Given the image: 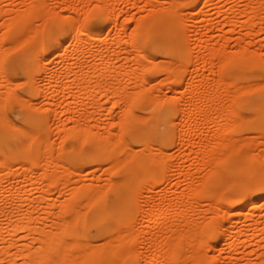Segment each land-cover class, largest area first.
I'll use <instances>...</instances> for the list:
<instances>
[{
    "label": "bare ground",
    "instance_id": "bare-ground-1",
    "mask_svg": "<svg viewBox=\"0 0 264 264\" xmlns=\"http://www.w3.org/2000/svg\"><path fill=\"white\" fill-rule=\"evenodd\" d=\"M1 1L4 2L5 0ZM23 1H25V3ZM23 1L22 2L25 4L24 10L17 9L16 7L18 6L16 5H9L12 6L11 8L7 6L8 10L4 9L6 6H3L4 8L0 6V28H6V33L12 32V36L9 35L11 36L9 39H12V43L14 41L13 44L15 46L13 45L12 47L16 48L21 38L24 36V38L28 39L21 42H23L24 45L28 42L27 44L29 46L26 45L30 48L31 45L29 43L38 39L36 34L39 32V28L37 27L38 30L35 28L37 32L34 30V27H36L34 25L35 20H40V23L43 22V25H40L44 27L46 22L59 24L60 17L62 19L65 18L63 20H66L72 34L69 32L63 37L55 38L54 41L56 42L49 53L52 58L50 61H48L50 58L48 59V55L44 52L39 53V56H36L37 54L34 55L36 57L31 56V53L29 57V51L27 50V52L24 53L28 56L24 59L23 75L36 95H42L50 101H48V106L50 107L56 104L53 94H55L57 90L63 91L67 98L63 104H61V106L63 105L62 110H64L62 112L63 115L68 117L66 120L64 119L62 127L58 129L59 139H62L63 142L73 140L80 147L89 146L91 150H89L88 153H83L84 155L78 158H72L70 151L65 153L63 149H60L61 147L55 149L49 142L50 140L48 139L47 132H44L41 119L31 114L29 117L27 116L29 119H26L25 122L37 124L35 128L28 129L19 126V133H5L4 124L6 123H4L5 118L3 117L5 93L4 91H0V199L4 202V199L11 198L12 202H14L13 206L10 204L12 208L9 210L3 209L5 210L3 212L1 211L3 217H0V264L4 262L5 264H176V262L179 261L181 263L185 261L188 264H208L209 259L202 251L206 253V250L211 249H209V247H212L209 242L213 239L212 237L215 236L216 222H221L220 226L222 227V219L225 224L220 230L223 231L224 229V244L219 250L220 253L228 252V250H232V248L236 249L239 243L242 245V243L247 242L248 244V242L252 243L256 238H260L261 241H256V247L263 249V252L259 254V263L257 264H264V219L256 217L259 220H254L253 218V211L258 207L261 212L264 213V203L259 206L261 201L264 202V195L255 198L247 194V192L253 188H264V162L262 163L264 158L261 157L260 152L259 154L254 153L253 155L252 153L254 150L253 152L248 151L243 154L238 153L240 150L237 148L238 144L239 146L240 144L243 146V139L241 140L243 143L236 142L235 140L240 136H238V138L233 136L235 139H232H234L237 144L236 146L234 141L229 139L226 135L237 133L236 130L239 128L237 125L239 120H236L235 117H238V119L240 118V121L242 118L244 121L245 117L238 112L236 113V111L232 109V106L228 108V106H224V102L223 105L221 102H218V97H220L218 96L220 94H218V92L220 89H225L226 98L222 99L224 95L221 96V99L225 101L230 99L236 102L242 94H257V97L263 98V103L247 102L246 106L254 108L252 116L250 115L249 119L246 121H249V124L250 120L252 121L251 126L254 125L256 131L260 132L261 139H258V141L261 140L262 142L260 141V143L264 145V84H261V86L258 83V86L254 85V87H252V85L244 86L245 84H241L244 88L240 86V84H234V86L237 87H235L237 90H234L233 88H228L227 83L229 81L227 82L224 78V74L231 69L235 71L237 68H241L250 71L251 68L264 63L262 60L263 57L261 56L262 59H260L259 54L256 56L257 54L254 53L256 54L254 55L243 45V47L240 45L238 50L231 54H228L223 47L218 50L214 49V51L210 50L208 53L212 52V57L208 59L209 61L207 59V61H204L203 59L202 68L206 69L205 67L207 65H205V62H210V59L213 60L215 57L218 59L217 57H219L220 63H217L219 64V66L217 65L219 68L218 72L220 73H218L219 79H216L217 82L211 81L213 83L215 82L213 85L211 84L212 86L208 85L206 81L209 77L203 76L198 79V74L196 72H199L201 68H199L200 65H197L198 67L194 66V70L191 71L190 75L191 81H188L189 84L186 86L181 98L178 94L184 85V72L187 70L186 67L192 64L193 58L195 57H193L194 54H192V51H189V48L179 47L178 44H176V41H186L181 40L180 37L185 27L187 29V26H185L186 20L181 14L183 10H180L181 1L184 2V0H164L163 2L161 0H147V7L150 8L148 10V18L142 20L138 18V22L136 21V25L134 24L132 29L127 27L129 25H126L128 23L127 19L123 21L126 23L121 26L122 28L119 30L121 33L119 34L117 32L121 35L117 43L119 44L120 41H122V43L123 41H131L130 51L123 57L117 55L118 57L116 59H120L119 62L121 63L127 61L131 63V65L126 66L124 64L125 67L121 65V67H123L122 69L118 67V64L116 66L113 60L111 62L110 58H106V56L100 52H98L99 54L97 55L94 53L92 63L86 60L90 62V64H86L87 62L84 63V60H82V58L88 55H85L87 51H84L82 48L83 45L86 47L85 41H101L104 36H110L114 29L118 31V28H120L118 27L119 18L116 15L117 12H115V9L120 3H116L115 0V4L112 3L113 0H94L100 3H96L93 7L99 12L100 19L105 26L108 25V28L105 30L96 31L91 28V13L89 9L93 7L91 6L90 8L88 6L91 1V4H93V0L88 1V3H86L87 5L83 4V8L85 5L89 7H86L88 10L86 9L85 12H83L84 14L82 13L84 9L81 10L82 6L79 7L80 4L78 5V2L75 6H73L74 4L72 6L65 5L71 14L75 15L67 17L53 11L52 13H50L51 11L49 12L51 16L50 14L47 15L46 12L48 11H46L43 6L44 0ZM45 1L47 2V0ZM130 1L131 0H125L124 2ZM185 1V3H182L183 6L186 4L188 7L190 6V8L193 7V9H190L191 12L189 11V13H187L189 15H186V17L196 22L195 31L198 32L202 24L197 26V23L204 21L206 16L204 8L207 7L205 6L211 2L213 3L215 0ZM238 1H247L245 2V7L241 8V10L243 9L242 11L232 5L234 7L230 6L228 9H220V13L231 17V15L234 14V9H238L241 11V15L238 14L239 16H248V19H246L247 21L244 22V26L242 24V27L251 30L258 24H255L256 18L262 19L261 16H258V13L261 12L264 0H236V2ZM46 2L45 4L48 6ZM61 2L64 3L62 0ZM230 2L231 1H229V3ZM70 4L72 3L70 2ZM221 5L222 4H220V6ZM225 7L226 6H224V8ZM81 14H83V17L80 20ZM235 14L237 15V13ZM5 16H7L10 21H4L6 18ZM49 16L51 18H48ZM237 22L239 21L228 18L224 23V26H226L228 30H223V34L220 36L223 41H227L228 38H230L226 36L228 35L226 33H234L236 31V28H238ZM201 29L203 30V28ZM185 31L187 32L188 30ZM3 33L4 35L0 37L1 43L7 35L5 32ZM28 33L32 35H28ZM126 33L128 35H126ZM38 34H40V32ZM187 34L186 36L189 37ZM195 34L193 35L195 36ZM123 35L127 36L128 40L123 39ZM20 36L22 37L20 38ZM250 36L252 37V34L248 33L246 37L250 39ZM242 38H238L236 41H241L240 43L244 44ZM16 41L18 44L15 43ZM65 41H72L73 46H78V48L72 49L76 51L70 53L71 50L69 46L65 47L64 45L66 44ZM82 41L85 43L83 44ZM114 41H117V39ZM145 41H164L166 44L164 48V55L166 58L156 63V58L143 49ZM200 41H211V39L203 40L202 38ZM12 43L9 45H12ZM120 45L122 44H119V46ZM247 46H249V44H247ZM19 47L20 45L17 48ZM5 49L0 52V86H4V81H7V83L10 81L7 78L5 70V65L8 63V52L10 53V51H6L10 48L6 51ZM250 52L253 55H250ZM213 62L214 64L216 63L215 61ZM196 63L194 65H196ZM60 64H66L67 66L64 73L58 75L56 67ZM154 70H160L167 74L165 80L170 84L167 89L169 91L168 93L171 95H161L162 90H160L159 87L162 89L163 86L161 85L163 83L167 85L166 82L162 81V84H160V82L154 83L153 80L152 82L147 77V75ZM162 72L160 73L162 74ZM233 73L234 72L231 73V75H233L231 77L235 80L240 79L248 81L253 78L249 73H239L237 75ZM37 75L40 79L39 83H42V85L38 84V86H35L36 83H33L37 80ZM72 83L74 87L78 89L77 92L83 97V100L85 97V99L91 101L94 107L98 105L95 99L97 91L98 94L101 93L103 96L113 98L112 110L113 108L119 107L120 112H118L117 121L112 127L108 126L102 128V132L100 134L98 132L97 134V132L93 130L94 126L90 125L91 118H94L92 113L87 116L84 114L85 112L75 113L73 111L72 107L81 103L75 100L73 96L74 94L72 92L74 90L72 89L73 91H71V87L73 86ZM205 83L207 85L206 88L209 89V86H211V88L207 90L208 92L206 91L207 93L203 94L205 91L202 93V91L199 92V90ZM230 83L231 81L228 83L231 87L233 84ZM232 83H234V81ZM10 85L12 86V84ZM6 88L7 87H5V89ZM76 88L75 90H77ZM9 89L10 88L7 90ZM154 90L156 92L160 90V95L154 96L155 94L153 95V92L151 93V91ZM1 93L3 94L1 95ZM12 94L14 93L12 92ZM195 96H200V99ZM192 98L195 100L199 99V101H195V105H191L190 107V103L193 101ZM20 100L18 101L20 102ZM33 107L35 106L31 105V109ZM135 108L150 111V114L147 116H138L135 114L136 112L134 113ZM28 109H30V106H28ZM213 112L216 113L215 116L212 115ZM202 116L205 118L203 120L206 123L211 121L213 125H215L213 121H218V124L221 122L220 128L216 127V123L213 141H211L212 139L207 140L201 149V152L204 154L201 165H203V168H206V172L202 176L203 178L201 181H199L200 179L197 180V178V181H193L191 173V176L189 174H185L187 176L181 174V177V175L176 172L177 174H175L181 177L179 178L181 180L177 178L180 182H182V180L185 182V179L186 182L187 180L188 182L190 181L189 188L182 190V192H178L175 198L171 196V199L170 196V198L163 196L162 198L160 197V200H155L157 202L154 204L153 208H151L152 210L149 211L147 208L148 214H144L145 212L142 214H144V219H146V221H148L147 218L151 217L149 221L153 222V227L154 223H162V228L158 231H154L152 226L148 227V230L142 231L143 236H141L136 230L135 223L132 220L134 206H136L139 197L143 193L140 192V189L144 190V187H147H145V189L148 193H146L145 198H150L151 201L153 197L151 198L148 194L150 192L152 194L154 189H159L161 182L167 180L168 172H170L172 166L167 162L170 156L162 150L163 147L168 143L173 144L176 141L181 143V145L182 142L185 143V140H187L186 137L188 133H190L189 131L192 132L193 130L191 125L198 127L201 123L200 118H203ZM229 116H231V120H229ZM173 117L179 119L180 124L177 123L179 125L177 126L176 124V127L172 129L170 127L174 124V121H172ZM80 120L84 122L80 123ZM235 121H237V129L235 128L236 126H234ZM240 121L239 125L241 123ZM184 122H189V125L186 126ZM141 123H144L145 126H140ZM222 123L223 125L226 123L228 125H224V128ZM97 126L99 127L100 125ZM201 126L203 125L201 124ZM9 127L11 126L9 125ZM114 127L118 129V134L115 132L118 135L117 138L115 137L116 134H114ZM125 136H129V140L125 139ZM154 137L158 139L155 142L152 139ZM11 140H18L19 143H13ZM237 141H239V139ZM247 141H245V143ZM255 141L249 139V142H251L250 146L255 143L256 145H260L259 142L257 144V141ZM247 145L248 142L246 144V149L249 148ZM54 150H59L60 152H56L58 153L56 155V153L54 154ZM190 153L194 154L195 152ZM236 153H238L240 157L236 161L234 168L235 170H240L243 175L241 181L238 182L240 190L236 195L225 199L226 202L223 199V202L226 204L236 206L235 212L228 215L226 214V217L222 215L223 218L222 216L220 217V213L217 212L218 214L216 213V216H213L212 219H209L207 222L203 220L204 223L201 224L198 218H192L196 207L195 204L198 201L196 198L203 195L210 204L216 205L214 202L217 200V193H210V189L214 188L219 191V188L222 186V172L227 170L230 162L232 163V161L236 160ZM191 154L186 155V158H189ZM238 154L236 156H238ZM261 159L263 160L261 161ZM73 163H77V167L79 168L73 169L71 165ZM85 166H88L85 168L88 171L90 168H95L91 172L95 171L97 167L105 166L106 171H113L114 174H110V176H108L109 178L105 179V184H103V180L100 178L96 179V183H84L80 178L81 175H83L82 169ZM14 167L16 170H14ZM178 167L179 166H176V168ZM179 168H181V166ZM182 169L184 170L185 168ZM9 173L13 174L11 175L13 176L12 179H17L18 177L23 178L22 182L20 179H17L15 180L16 182L14 181L17 184L12 183L7 188L3 187L2 183ZM75 175H80V178L78 179L76 177L72 180L71 176L75 177ZM139 176L143 178L139 179ZM251 176L255 177V185L253 187H249L245 182V180ZM184 177L185 179H182ZM143 184L144 186L142 187ZM230 184L233 185V183ZM167 185L168 184H166V186ZM53 187H55L54 190L52 189ZM56 187L58 188L59 198H51L50 193L54 194V192H56L55 189H57ZM164 190L166 189H163V191ZM36 192H41V196L38 199L32 198L33 194ZM142 197L143 196L140 198ZM145 198L143 197L144 200ZM187 198L190 200L187 201ZM2 200H0V202ZM23 206H26V208H23ZM38 211L41 213L38 214ZM218 215L221 221L217 218ZM215 217L219 221L215 219ZM136 223H138V220ZM113 224L116 225L113 227ZM157 227L156 229H158ZM216 229L219 230V228ZM238 229H243V231L240 232ZM100 238H104L105 240L100 243L97 241ZM208 240L210 241L208 242ZM240 248L242 247L240 246ZM257 251L255 252V250H253L252 253H257ZM238 253L242 252L240 251ZM223 261L224 264H236V258L232 256L223 257ZM252 264H255V262H252Z\"/></svg>",
    "mask_w": 264,
    "mask_h": 264
},
{
    "label": "rangeland",
    "instance_id": "rangeland-1",
    "mask_svg": "<svg viewBox=\"0 0 264 264\" xmlns=\"http://www.w3.org/2000/svg\"><path fill=\"white\" fill-rule=\"evenodd\" d=\"M23 0H5L4 2L3 1H1L0 0V2H2V3H0V6H6L4 9H6V10H8V7H12L13 5H16V6H18V7H16L17 9H20V10H24V8H25V1H23ZM56 1V2H55ZM64 3H62L61 2V0H47V2L44 0V8L46 9V11H48V12H46L47 13V15L48 14H50V13H52V11L53 12H55V13H58V14H60V15H62V16H64V17H67V16H70V15H74V14H71V12L69 11V9H67V7H65V5L66 6H72L73 4V6H75V4H77V2H78V5H79V7H81V10L82 9H84V10H82V13L83 12H85V10L87 9V8H91V6L93 7V6H95L96 5V3L98 4V2L97 1H94L93 0V4H91L92 3V1H91V3L89 2V7L88 6H86L87 4L86 3H88V1H90V0H62ZM66 1V2H65ZM116 1V3H120L118 6H117V8L115 9V12H117L116 13V15L118 16V18H119V26L118 27H120V28H118V31H116L115 29L113 30V32L111 33V35L109 36L108 35V37L107 36H104V38H102V40L101 41H85V42H83L82 41V43L84 44H86V47L83 45V50L84 51H87V52H85V55H87V56H83L84 58H82V60H84V63H86L87 61H90L91 63H92V57H94L93 55H94V53H95V55H97V54H99L98 52H100V53H102V54H104L105 56H106V58L108 57V58H110L111 59V62H112V60H113V63H115V65L117 66V64H118V67H121V65L123 66L124 64L127 66H130L131 65V63H128L127 61H122L123 63H121V62H119L120 61V59H116L118 56H120V57H123V56H126L127 55V52L128 51H130V43H131V41H123V43H122V41H120V43L119 44H122V45H120L119 46V44L117 43V42H119L118 41V38H120V36L121 35H119L120 33H121V31H119V30H121V26H123L126 22H123L124 20H128V23L126 24V25H128L127 27L129 28L130 27V29H132L133 27H134V24L136 25V21L138 22V18H139V20H142V19H146V18H148V13H149V7H147L148 5H147V0H131L130 2H124L123 0L121 1V0H115ZM114 0L112 1V3L113 4H115L114 2H115ZM139 1V2H138ZM162 2L164 1V0H161ZM220 1V2H219ZM225 3H224V2ZM229 1H231L230 3H229ZM9 4H8V3ZM23 4H22V3ZM45 2L46 3H48V6L45 4ZM59 2V3H58ZM68 2V3H67ZM70 2L72 3V4H70ZM162 2H160V3H162ZM186 1L184 0V2H182L181 1V8H180V10H183V11H181V14L183 15V18L187 21H185V26H187V29H186V27H185V29L182 31V33H181V35H180V37H181V40H186V41H176V44H178V46L179 47H183V48H186V49H188L189 48V51L191 52L192 51V54H194L193 55V62H192V64H190V65H188L187 67H186V69L188 70H185V72H184V85H183V87L180 89V93L178 94V96L179 97H181L182 98V96H183V92L185 91V89H186V86H188V84H189V82L191 81V77H190V75H191V71L192 70H194V66H196V67H198L197 65H200L199 66V68H201V70H199V72H196L197 74H198V79H200L201 77H203V76H207V77H209L208 79L210 80H208L207 79V84L208 85H213L215 82H217V80L216 79H219V75H218V66H219V64H217L218 62L220 63V60H219V57H217L218 59H216V57L213 59V60H211L210 59V62H205V65H209L208 67L206 66L205 68L206 69H204V68H202V65H203V59H204V61H207L209 58H211L212 57V52L211 53H208L210 50H213L214 51V49L216 50H218V49H221L222 47L223 48H225V50H226V52L228 53V54H231L232 52H234V51H237L238 50V48H239V46L241 45H243L244 47H246L249 51H251L253 54L254 53H256V54H254V55H256V56H258V54L260 55L259 56V58L260 59H262L261 58V56L263 57V62H264V21H263V18H264V2H263V4H262V8H261V12H259L258 13V16H261L262 17V19H259V18H256V22H255V24L256 23H258L257 25H255L256 27H253L251 30L250 29H248V28H246V27H242V24H243V26H244V22L245 21H247L246 19H248V16L247 15H242V16H239L238 14H240V12L243 10H241V8H244L245 7V5H246V3L245 2H247V1H238V2H236V0H215V1H213V3H212V5H211V3L210 4H207L205 7H207V8H204L205 10V18H204V21H202V22H200V23H197L198 25L197 26H199L200 24H202V25H200V28L198 29V30H200V31H198V32H196L195 31V26H196V22H193V20L192 19H190L189 17H186V15H189V14H187V13H189V11L191 12V10L190 9H193V7H191L190 8V6L188 7V5H184L183 6V4L182 3H185ZM222 2V3H221ZM228 2V3H227ZM60 3H61V6H60ZM100 3V2H99ZM134 3V4H133ZM138 3V4H137ZM236 3V4H235ZM238 3V4H237ZM243 3H245V4H243ZM83 4H86L85 6H84V8H83ZM220 4H222L221 6H220ZM9 5H12V6H9ZM59 5V6H58ZM77 5V6H78ZM146 5V6H145ZM211 5V6H210ZM232 5H234L235 6V8H238L239 10H241V11H239L238 9H234L235 11H237V12H235L234 11V14H232L231 15V17H229V16H225V14H223V13H220V9L222 10H224V9H228L230 6H232ZM8 6V7H7ZM56 6V7H55ZM161 6V5H160ZM218 6V7H217ZM221 8H220V7ZM223 6V7H222ZM224 6H226L225 8H224ZM228 6V7H227ZM234 6H232V7H234ZM239 6V7H238ZM87 7V8H86ZM214 7V8H213ZM65 8V9H64ZM142 8V9H141ZM146 8V9H145ZM194 8H196V7H194ZM217 8H219V9H217ZM93 9V10H92ZM88 10V9H87ZM51 11V12H50ZM68 11H69V13H68ZM50 12V13H49ZM89 12L91 13V15H90V17H91V28L92 29H94V30H96V31H103V30H105L106 28H108V25L107 26H105V24L101 21V19H100V14H99V12L97 11V9H95L94 7L93 8H91V9H89ZM263 12V13H262ZM235 13H237V15L235 14ZM84 14V13H83ZM83 14H81V16H80V20L82 19V15ZM119 14V15H118ZM241 15V14H240ZM50 16H51V14H50ZM48 17V18H51V17ZM75 16V15H74ZM245 16V17H244ZM6 17V18H5ZM4 18V21L5 20H7V21H10V19L8 20V18H7V16H5ZM210 19H209V18ZM235 17V18H234ZM247 17V18H246ZM38 18V17H37ZM36 18V19H37ZM40 18V17H39ZM47 18V19H48ZM182 18V19H183ZM226 18V19H225ZM228 18L229 19H235V20H237V21H239V22H237L238 23V28H236V31L234 32V33H226V34H228V35H226V36H228V37H230V38H228V40L227 41H223L221 38H220V36L223 34V30H228V28L226 27V26H224V23L228 20ZM42 19V18H41ZM47 19H45V20H47ZM63 19H65V18H63ZM61 17H60V20H59V24H51V23H45L44 24V27H42V25H43V22H41L40 23V20H35V22H34V25L36 26V27H34V30L37 32V27L39 28V32H40V34H38L39 32H37V37H38V39H36L35 41H31V43H29L30 45H31V47L30 48H28L27 47V45L25 44H23V42H21V41H23V40H27L28 38H24V36L22 37V36H20V38H21V41H20V43L18 44L17 43V41L15 42V43H17L18 45L16 46V48H14V47H12L14 44V41H13V43H12V39H9V37H11L12 35V32L10 33V32H7L6 33V28L4 29H1L0 28V37L1 36H3L4 35V33L3 32H5L7 35H6V38L4 39V41H2V43L0 42V52L1 51H4L3 49H5L6 47H8V48H6L5 49V51L7 50V49H9V50H7L6 52H8V51H10V53L8 52V63L5 65V70H6V75H7V78H8V80H10L8 83H7V81H4V86L5 87H7L6 89H5V87L4 86H0L2 89H4V90H2L1 88V90L0 91H4V114H3V117L5 118L4 119V123H6V124H4V132L5 133H19L20 132V129H19V126L20 127H24V128H28V129H30V128H35L36 127V125L37 124H35V123H26L25 121H26V119H29V118H27V116L29 117V115L31 114V115H34V116H36V117H38L39 119H41V122H42V127H43V129H44V132L46 133L47 132V136H48V139L50 140L49 142L51 143V145H53V147H55V149L57 148H59V147H61L60 149H63L64 150V152L65 153H67L68 151H70L71 152V155H72V158H78V157H80V156H82V155H84L83 153H88L89 152V150H91L90 149V147L89 146H85V147H80L75 141H73V140H69V141H66V142H63V140L62 139H59L60 137H59V132H58V129L60 128V127H62V124L64 123V119L66 120V118L68 117H66V115H63V112L62 111H64V110H62V107H63V105L61 106V104H63V102L65 101V99L67 98V97H65V95H64V93H63V91L62 90H57L56 92H55V94H53L54 95V99L56 100L55 101V105L54 106H48V99H46V98H44L42 95H36L33 91H32V88H31V85H29V83H27L26 82V80H25V76L23 75V70H24V59H25V57H27L28 55H29V57H30V54H31V56H34V55H36V56H39V53H42V52H44V53H46L47 55H48V61H50L52 58H51V56L49 55V53H50V51L52 50V48L54 47V44H55V42L56 41H54L55 40V38H58V37H63L65 34H67V33H71L72 34V32L69 30V28H68V25H67V22H66V20H63ZM190 19V20H189ZM189 20V21H188ZM38 21V22H37ZM42 21V20H41ZM37 22V23H36ZM45 22V21H44ZM206 22H207V24H206ZM209 22V23H208ZM1 23V22H0ZM5 23V22H4ZM7 23V22H6ZM10 23V22H9ZM79 23V22H78ZM184 23V22H183ZM261 23H263V24H261ZM8 24V23H7ZM38 24V25H37ZM40 24H42V25H40ZM241 24V25H240ZM6 25V24H5ZM125 25V26H126ZM41 26V27H40ZM189 26V27H188ZM191 26V27H190ZM194 26V27H193ZM5 27V26H4ZM37 30H36V29ZM42 28H43V30H42ZM201 28H203V30L201 29ZM241 28V29H240ZM191 29H192V31H191ZM246 29H248V30H246ZM5 30V31H4ZM185 30H188L187 32L185 31ZM194 30V31H193ZM209 30V31H208ZM254 30V31H253ZM1 31H3V32H1ZM114 31H115V33H114ZM249 31V32H248ZM119 34H118V33ZM186 32V33H185ZM195 32H196V34H195ZM188 33V34H187ZM198 33V34H197ZM204 35H203V34ZM236 33V34H235ZM248 33H250V34H252V37L250 38V39H248L246 36H247V34ZM30 33H28V35H29ZM118 36H117V35ZM186 34L189 36V37H187L186 36ZM193 34H195V36L193 35ZM246 34V35H245ZM9 35H11V36H9ZM27 35V36H28ZM30 35H32V34H30ZM126 35H128L127 33H126ZM201 35V36H200ZM203 35V36H202ZM208 35V36H207ZM15 36V35H14ZM19 36V35H18ZM191 36V37H190ZM242 36H243V38H242ZM17 37V36H16ZM29 37V36H28ZM209 37V38H208ZM211 37V38H210ZM214 37V38H213ZM128 37L127 36H125V35H123V39H126V40H128L127 39ZM190 38V39H189ZM197 39V41H196V39ZM202 38H203V40H210L211 39V41H200V40H202ZM233 38V39H232ZM238 38H242L243 39V42H244V44L243 43H240L241 41H236ZM246 38V39H245ZM7 39H9V40H7ZM117 39V41H114V40H116ZM195 39V40H194ZM230 39V40H229ZM232 39V40H231ZM235 39V40H234ZM228 41H229V43H228ZM66 42V44H64L65 45V47H68L69 46V49L71 50L70 51V53L73 51L72 49H74V48H78V46H76V45H74L73 46V44H72V41H65ZM97 42V43H96ZM164 41H145L144 42V44H143V49L148 53V54H151L152 56H154L155 58H156V63H158V61L160 62V61H162L163 60V58L165 59L166 57H165V55H164V48H165V46H166V44H165V42L163 43ZM191 42V43H190ZM201 42V43H200ZM239 42V43H238ZM247 42V43H246ZM10 43H12V45H9ZM88 43V44H87ZM23 44V45H22ZM71 44H72V46H71ZM95 44V45H94ZM162 44V45H161ZM223 44H227L226 46L225 45H223ZM247 44H249V46H250V48H249V46H247ZM20 45V47L22 48H17L18 46ZM161 45V46H160ZM164 45V46H163ZM3 46V47H2ZM15 46V45H14ZM29 46V45H28ZM87 46H88V48H87ZM242 46V47H243ZM90 47V48H89ZM129 47V48H128ZM93 48V49H92ZM108 49V50H107ZM14 50V51H13ZM27 50L29 51L27 54L28 55H25L24 53L25 52H27ZM31 50V51H30ZM88 50H90V51H88ZM111 50V51H110ZM24 51V52H23ZM40 51V52H39ZM76 51V50H75ZM75 51H73V52H75ZM195 51V52H194ZM72 52V53H73ZM90 52V53H89ZM92 52V53H91ZM124 52V53H123ZM201 52V53H200ZM250 52V55L252 54ZM114 53V54H113ZM197 53V54H196ZM112 54V55H111ZM202 56H201V55ZM204 54H205V56H204ZM211 56H210V55ZM252 54V55H253ZM92 55V56H91ZM118 55V56H117ZM199 55V56H198ZM36 56H34V57H36ZM115 58H114V57ZM210 56V57H209ZM198 59H197V58ZM202 58V59H201ZM197 59V60H196ZM207 59V60H206ZM87 60V61H86ZM209 61V60H208ZM213 61H215L216 63L214 64V62ZM72 62V61H71ZM90 62H87L86 64H90ZM197 62V63H196ZM211 62H213V63H211ZM262 62V63H263ZM112 63V64H113ZM127 63V64H126ZM196 63V65H194ZM125 65L123 66V67H125ZM218 65V66H217ZM263 65V66H262ZM66 64H60L59 66H57L56 67V71H57V74L58 75H61V74H63L64 73V71H65V69H66ZM123 67H121L120 69H122ZM214 68H216V69H214ZM62 69H63V71H62ZM213 69V70H212ZM205 71V72H204ZM216 71V72H215ZM62 72V73H61ZM160 72H162V71H160V70H154L152 73H149L148 75H147V77L152 81H154V83L156 82V83H159L160 82V84H162L163 82H166V84L167 85H165V83H163L161 86H163L162 87V89H161V87H159V89L160 90H162L161 92H160V90H159V92H156L155 90L154 91H151V93L153 92V95L154 96H157V95H160V93H161V95H167V96H169V95H171L170 93H168L169 91H168V89H167V87L168 86H170V84H168V82L165 80L166 79V77H167V74L165 73V72H162V74L160 73ZM232 72H234L233 74H239V73H246V74H250L253 78L251 79V80H248V81H243V80H238V79H234L233 77H231V76H233V75H231V73ZM165 73V74H164ZM190 73V74H189ZM0 74H1V72H0ZM220 74V73H219ZM166 76V77H165ZM36 78H37V80L35 81V82H33V83H36L35 84V86H38V84L39 85H42V83L40 84L39 82H40V79H39V76L37 75L36 76ZM162 78V79H161ZM213 78V79H212ZM224 78H225V80L228 82H230L231 81V83L230 84H233L231 87L229 86V82L227 83V85H228V88L229 89H236L237 87L236 86H234V84L235 85H239L240 84V86H243L244 84V86H250V85H252V87H254V85H256V86H258V83H259V85H263L264 83H263V81H264V63L263 64H260V65H258L257 67H254V68H251L250 69V71H248V69H241V68H237V70H235V71H233V69H231L230 71H228V72H226V74H224ZM157 79V80H156ZM186 79V80H185ZM25 80V81H24ZM39 80V81H38ZM161 80V81H160ZM12 81V82H11ZM152 81V82H153ZM163 81V82H162ZM189 81V82H188ZM211 81H215L214 83L213 82H211ZM234 81V83H232ZM6 82V83H5ZM11 82V83H10ZM257 83V84H255V83ZM71 83V82H70ZM1 84V83H0ZM10 84H12V86L10 85ZM14 84H15V86H14ZM73 84V83H72ZM241 84H243V85H241ZM18 85V86H17ZM44 85V84H43ZM204 85H206V83L204 84ZM203 85V87L199 90V92H201L202 91V93H203V91H205L203 94H205V93H207L208 91L207 90H209L210 88H211V86H209L210 88L208 89V88H206L207 87V85L206 86H204ZM261 85V86H262ZM14 86V87H13ZM29 86H30V88H29ZM34 86V85H33ZM72 86V85H71ZM234 86V87H233ZM240 86H239V88H240ZM244 86H243V88H244ZM255 86V87H256ZM42 87V86H41ZM149 87V86H148ZM236 87V88H235ZM8 88H10L9 90H7ZM75 88L76 87H74V84H73V86L71 87V91H73L72 93L74 94H72L73 96H74V98H75V100H77L78 102H80L81 104H78L77 106L75 105V106H73L72 108H73V111L76 113H79V112H85L84 114H86L87 116L88 115H90L91 113H92V116L95 118H91V121H90V119H89V121H90V125L91 126H94V131L95 132H97V134H98V132H99V134L102 132V128H105V127H112V125L117 121L116 119H117V117H118V112H120V108L119 107H116V108H113V110H112V104H113V98H110V97H106V96H103L101 93H99L98 94V91H97V94L95 95V99H96V101L98 102V105H96L95 107L94 106H92V104H91V101H88V99H85V97H84V100H83V97L81 96V95H79V92H77L78 91V89L77 90H75ZM13 89V90H12ZM73 89V90H72ZM204 89V90H203ZM242 89V88H241ZM153 90V89H152ZM237 90V89H236ZM9 91V92H8ZM32 91V92H31ZM157 91H158V89H157ZM207 91V92H206ZM232 91V90H231ZM12 92L15 94H12ZM156 92V93H155ZM63 93V94H62ZM158 93V94H157ZM201 93V94H202ZM220 93V94H219ZM3 93H1V95H2ZM218 96H220V97H218L219 99H218V102H221L222 103V105L224 104V106L225 107H227L228 106V108H230L231 106L233 107L232 109L234 110V111H236V113L238 112V113H240V115H243V117H245L244 119V121H243V118L241 119V121H240V118L238 119V117H235L236 118V120H239L241 123H240V125H239V121H238V124H237V121H235V125L234 126H236L235 128L237 129V125L239 126V128L236 130L237 131V133L235 132V134H233L232 135V133L231 134H228V135H226V136H228V138L229 139H232V138H234L235 139V137H237L238 138V136H240L238 139H239V141H237V140H235L236 142H244L245 143V141H247V139H248V145H247V147L249 146V148L248 149H246V144H247V142L245 143V145H244V143L242 144L243 146H241V144H240V146H239V144H238V147L237 148H239L238 150H239V152L238 153H241V154H243V153H247L248 151L250 152H253V150H254V152L252 153L253 155H254V153H258L259 154V152L261 153L260 155H261V157H263L264 158V145L263 144H261L260 143V141H258V139H261L260 137V132L259 131H256V128H255V126L253 125V126H251L252 124H251V120H250V124H249V121L247 122L246 120L247 119H249V117H250V115L252 116V114H253V108L254 107H252V108H250L251 106H246L247 105V102H251V103H263V98H261V97H257L256 95L257 94H255V95H250V94H248V95H246V94H242L240 97H239V99L236 101V102H233V101H231L230 99H227V100H229V101H225V100H222V99H224V98H226L225 97V95H226V92H225V89H220V91L218 92ZM222 94V95H221ZM15 97H14V96ZM64 95V96H63ZM199 95V94H198ZM224 95V96H223ZM6 96V97H5ZM13 96V97H12ZM19 96H20V98H19ZM221 96H223V98L221 99ZM195 97H198L199 99H200V96H195ZM194 97V98H195ZM197 98V99H198ZM21 99V100H20ZM64 99V100H63ZM112 99V100H111ZM196 99V98H195ZM195 99H193L192 98V102L190 103V107H191V105L192 106H194L195 105V101L197 102V101H199V99L198 100H195ZM18 100H20V102L18 101ZM21 101H23V102H21ZM46 101H47V104H46ZM70 101H71V99H70ZM244 101V102H243ZM31 102V103H30ZM50 102V101H49ZM62 102V103H61ZM83 102H85V103H83ZM88 102V103H87ZM224 102V103H223ZM227 102V103H226ZM182 103V102H181ZM180 103V104H181ZM194 103V104H193ZM220 103V104H221ZM197 104V103H196ZM31 105H33V106H35V107H33L32 109H31ZM58 105H59V107H58ZM182 106H183V103L181 104ZM28 106H30V109H28ZM60 106H61V109H60ZM98 106V107H97ZM96 107H97V109H96ZM35 108V109H34ZM101 108H103V109H100ZM110 108H111V111H110ZM44 109V110H43ZM117 109V110H116ZM143 112H142V111ZM97 111V112H96ZM112 113H110V112ZM113 111V112H112ZM136 112V113H135ZM150 111H147V110H143V109H139V108H135V110H134V113L135 114H137L138 116L140 115V116H147V115H149L150 113H149ZM61 113H62V115H61ZM110 113V114H109ZM212 114V113H211ZM210 114V115H211ZM5 115V116H4ZM6 115H7V117H6ZM76 115H78V114H76ZM85 115V116H86ZM110 115V116H109ZM212 115H216V113L215 112H213V114ZM64 116V117H63ZM2 117V118H3ZM203 117V116H202ZM217 117V116H216ZM216 117H212V118H216ZM230 117L231 116H229V120H231L230 119ZM1 118V119H2ZM7 118V119H6ZM9 118H10V120H9ZM53 118V119H52ZM234 118V119H235ZM203 119H205L204 117L201 119L200 118V124L198 125V127H196V126H194V125H191V128L193 129H191L192 130V132L191 131H189L190 133H188V135H187V137H186V139L187 140H185V143L184 142H182V145H181V143H179L178 141H176L175 143H173V144H167L165 147H163V149L162 150H164V152H166L167 153V155H169L170 157L168 158V160H167V162H168V164H170V166L172 165H174L173 167L171 166V169H170V172H168V175H167V180H164L163 182H161V184L159 185V189H154V191H152V194H153V196H152V194H151V192L148 194L152 199H151V201H150V198L149 199H147V198H145V195H146V193H148V192H146V189H145V187H144V190H142V189H140V192L143 194H141L140 192H138L139 194H141V196H143L144 198H145V200L143 199V197L142 198H140L139 197V199H138V201H137V204H136V206H134V209H133V218H132V220L134 221V225L136 226V230L138 231V233H140L141 234V236H143V233H142V231L144 232V230H148V227H151L152 226V224H153V222H151V221H149V219L151 218V217H149V218H147V220L148 221H146V219H144V214H148V210H147V208L149 209V211H151L152 209L151 208H153V206H154V204H156V202L157 201H155V200H157V199H159L160 200V197L162 198L163 196H167L168 198H170L171 196L173 197V198H175L176 196H177V194H178V192H182V190H185V189H188L189 188V186H190V181L188 182V180H187V182H186V179H185V177L184 178H182V179H185V182H184V180H182V182H180L179 180H181V179H179V178H181L182 177V175L181 174H183V176L185 175V174H189L190 175V173H191V175L193 176H191V178L193 179V181L194 180H196V178H197V180H199V181H201V179L203 178L202 176L205 174V172H206V168H203V165H201L202 164V160H203V158H204V154L201 152V149H202V146L204 145V143L207 141V140H211V141H213V137H214V132L216 131L215 130V128L216 127H219L220 128V126H221V122L218 124V121H213V122H215V125H213V123L210 121V122H208V123H206ZM8 120V121H7ZM84 120V119H83ZM81 121L80 120V123L81 122H84V121ZM202 120H203V122H202ZM13 121V122H12ZM172 121H174V124L172 125V127H170V128H174V127H176V124L177 123H179L180 124V120L179 119H177V118H175V117H173V119H172ZM8 122V123H7ZM10 122H11V124H10ZM97 122V123H96ZM185 124H186V126H188L189 125V122H184ZM211 123V124H210ZM216 123H217V126H216ZM225 123V122H224ZM233 123V122H232ZM16 124V125H15ZM46 124V125H45ZM179 124H177V126L179 125ZM201 124L203 125V126H201ZM206 124H208V125H206ZM227 124V123H226ZM226 124H224L225 126H226ZM228 124H229V122H228ZM227 124V125H228ZM237 124V125H236ZM244 124H245V126H244ZM9 125L11 126V127H9ZM97 125H100L99 127L97 126ZM222 125H223V123H222ZM223 125V126H224ZM249 125V126H248ZM71 126V125H70ZM140 126H145V124L144 123H141L140 124ZM204 126H206V127H204ZM216 126V127H215ZM223 126H222V128H223ZM225 126H224V128H225ZM251 126V127H250ZM18 127V128H17ZM214 127V128H213ZM188 128V127H187ZM250 128V129H249ZM113 129H115L114 130V134H118V129L117 128H113ZM116 132V133H115ZM239 132V133H238ZM57 133V134H56ZM53 134V135H52ZM116 134V138H117V135ZM167 134H169V133H167ZM236 134H238V135H236ZM233 136H235V137H233ZM114 137V136H113ZM259 137V138H258ZM129 136H125V139H127V140H129ZM241 138V139H240ZM153 139V141L155 142V141H157L158 139L156 138V137H154V138H152ZM234 139H232L233 141H234ZM243 139V140H242ZM249 139H253L254 141H255V139H256V141H257V144H258V142L260 143V145H263V146H260L259 144L258 145H256V141L254 142L255 144L253 145L252 144V146H250V143L251 142H249ZM62 140V141H61ZM242 140V141H241ZM245 140V141H244ZM13 143H16V144H18L19 142H18V140H11ZM235 141H234V143H235ZM253 142V141H252ZM262 142V141H261ZM233 143V144H234ZM236 144V143H235ZM234 144V145H235ZM257 147H256V146ZM182 146V147H181ZM236 146H237V144H236ZM255 146V147H254ZM72 150H71V149ZM254 148V149H253ZM257 148V149H256ZM67 149H69V150H67ZM259 149V150H258ZM75 150H77V151H75ZM246 150V151H245ZM75 151V152H74ZM258 151V152H257ZM56 152H60L59 150L58 151H56V150H54V154L56 153ZM190 152H195L194 154H191ZM198 152H200V153H198ZM238 153H236V155L238 154ZM58 153H56V155H57ZM189 154H191L190 155V157L189 158H186V155H189ZM262 154H263V156H262ZM185 155V156H184ZM235 155V159L236 160H234V161H232V163L230 162V164L228 165V167H227V170L226 171H223L222 172V186H221V188H219V191H217L216 189H214V188H212V189H210V193H214V194H216V197H217V200L214 202V204L216 203V205H212V203L210 204V202H208V200H207V198L205 197V196H203V195H201V197L200 196H198L196 199L198 200L197 202H196V204L197 203H199V204H195V210H194V215H192V218H194V217H196V218H198V220H199V222L202 224V223H204V221L205 222H207L209 219H212V217L213 216H216V213L218 212V213H220V217L222 216V215H225V217H226V214L228 215V214H230V213H234L235 212V208H236V206H234V205H230V204H226L225 202H226V200L225 199H227V198H229V197H231V196H233V195H236L237 194V192L240 190V185H239V181H241V179H242V172L240 171V170H235V168H234V166H235V163H236V161L239 159V154H238V156H236ZM172 156V157H171ZM176 156V157H175ZM238 157V158H237ZM172 159H174V160H172ZM177 159V160H176ZM187 159V160H186ZM263 159H261V161H262ZM264 161H262V163H263ZM192 163V164H191ZM72 165V167H73V169H77V168H79V167H77V163H73V164H71ZM183 165H184V167H183ZM260 165V164H259ZM176 166H181V168H176ZM88 166H85V167H83V175H81V178H80V175H75V177H73V176H71L72 177V180L73 179H75L76 177L79 179L80 178V180L82 181V182H84V183H94L95 181H96V179H98V178H100V179H102L103 181V184H105L106 183V181H105V179H108L109 177L108 176H110V174H114V172L113 171H109V170H107L106 171V167L105 166H100V167H97L96 168V170L95 171H93V172H91L93 169H95V168H90L89 169V171L87 170V169H85V168H87ZM92 167H94V166H92ZM190 169H188V168ZM18 168V167H17ZM182 168H187L186 170L184 169H182ZM104 169H105V171H104ZM205 169V170H204ZM14 170H16L15 169V167H14ZM175 170V171H174ZM109 171V172H108ZM227 171H229V172H227ZM174 172V173H173ZM176 172H178V174H180L181 175V177H180V175L178 176V175H176L177 173ZM180 172V173H179ZM182 172V173H181ZM185 172V173H184ZM12 173V172H11ZM11 173H9L7 176H6V178H5V180L3 181V183H2V185H3V187H9V185L10 184H17V183H15L16 181L15 180H19L20 179V181L22 182V180H23V178H21V177H18L17 179L16 178H13L12 179V177L13 176H11V175H13V174H11ZM176 173V174H175ZM233 173H235V174H233ZM106 174V175H105ZM109 174V175H108ZM170 175H171V177H170ZM174 176V177H173ZM185 176H187V175H185ZM10 177V178H9ZM15 177V176H14ZM169 177V178H168ZM8 178V179H7ZM143 177L142 176H139V179H142ZM179 180H178V179ZM255 177H253V176H251V177H249V178H247L246 180H245V182L247 183V185L249 186V187H253L254 185H255V179H254ZM12 179V180H11ZM196 180V181H197ZM12 181V182H11ZM15 181V182H14ZM19 181V182H20ZM198 181V182H199ZM20 182V183H21ZM101 182V183H102ZM197 182V183H198ZM96 183V182H95ZM168 184L167 186H166V184ZM230 183H233V185H231ZM235 183V184H234ZM165 184V185H164ZM102 185V184H101ZM231 185V186H230ZM144 186V184L142 185V187ZM161 186H163V187H161ZM161 187V188H160ZM166 187V188H165ZM225 187V188H224ZM54 188L55 187H53L52 189L54 190ZM57 188V187H56ZM61 188V187H60ZM147 188V187H146ZM167 188H169V189H167ZM163 189H166V190H164L163 191ZM56 190V192H54V191H52V192H54V194H52V193H50L51 195H50V197L51 198H59V193H58V188L57 189H55ZM145 191V192H144ZM165 192V193H164ZM216 192V193H215ZM138 193H137V196H138ZM222 193V194H221ZM155 194H157V195H155ZM169 194V195H168ZM219 194H220V196H219ZM247 194L250 196V197H260V196H263L264 195V188H253V189H251V190H249V192H247ZM41 196V192H36V193H34L33 194V196H32V198H35V199H38L39 197ZM170 196V197H169ZM154 197H156V198H154ZM158 197V198H157ZM172 197H171V199H172ZM199 197H200V199H199ZM223 199H224V201L225 202H223ZM0 200H2V199H0ZM5 200H6V202H5ZM190 199L189 198H187V201H189ZM217 201H219V202H217ZM144 202V203H143ZM9 203V204H8ZM228 203V202H227ZM263 201H261L260 202V204H259V206H261V204L263 205ZM13 206V204H14V202H12V200H11V198H6V199H4V202H3V200L0 202V212L2 211H5V210H9L10 208H12V206ZM149 204V205H148ZM151 205V206H150ZM218 205V206H217ZM10 206V207H9ZM148 206V207H147ZM217 209H216V208ZM222 207V208H221ZM224 207V208H223ZM23 208H26V206H23ZM3 209H5V210H3ZM214 209V210H213ZM141 210V211H140ZM142 210H143V212H142ZM217 210V211H216ZM219 210H220V212H219ZM214 211V212H213ZM216 211V212H215ZM227 211V212H226ZM260 211V212H259ZM2 212H1V218L3 217V214H2ZM139 212H141V213H139ZM145 212V213H144ZM38 214H40L41 212L40 211H38L37 212ZM142 213H144V214H142ZM191 213V214H192ZM217 213V214H218ZM261 213V214H260ZM140 214V215H139ZM149 214H150V212H149ZM253 214H254V216H253V218H254V220H259V219H257V218H262V219H264V213H262L261 212V210H260V208L258 207V208H256L254 211H253ZM143 215V216H142ZM198 215H199V217H198ZM262 215V216H261ZM205 217V218H204ZM257 217V218H256ZM218 219H219V215H218V217H217ZM216 217H215V219H217ZM222 218H223V216H222ZM195 219V218H194ZM214 219V218H213ZM217 219V220H218ZM136 220V221H135ZM137 220H138V223H136L137 222ZM151 220V219H150ZM204 220V221H203ZM220 221H221V219H219ZM218 220V221H219ZM140 222H142V223H140ZM145 223V224H144ZM217 223V226H216V228H219V230L218 229H216L215 228V236L214 237H212L213 239L210 241V240H208V242L210 243V246H212V247H209V249L210 250H206V253H205V251H202L204 254H206L207 255V257H208V259H209V263L208 264H224L223 262V257H234V258H236V264H252V262L254 263L255 262V264H257V263H259V257H260V253L261 252H263V249H259V248H257L256 246V244H257V242L256 241H259L260 240V238H256L252 243H250V242H248V244H247V242L246 243H242V245L239 243L238 244V249L236 248H232V250H228V252L226 251V252H224V253H220V249H221V247H222V245L224 244V229H223V231L222 230H220V229H222L223 228V226H224V224H225V222H224V220L222 219V224L221 225H223L222 227L220 226V223L219 222H216ZM218 223H219V225H218ZM141 224V225H140ZM157 224V225H156ZM154 223V227L152 226V229L154 230V231H158V230H160L161 228H162V226L161 225H163L162 223ZM116 224H113V227L115 226ZM147 225V226H146ZM156 225V226H155ZM159 225H160V227H159ZM138 226V227H137ZM142 226H144V227H142ZM158 226V227H157ZM220 226V227H219ZM156 227L158 228V229H156ZM155 228V229H154ZM242 228V227H241ZM240 228V229H241ZM240 229H238L240 232H242L243 231V229L242 230H240ZM103 240H105L104 238H100V239H98L97 241L98 242H100V243H102L103 242ZM261 241V240H260ZM209 243H208V245H209ZM253 243H254V245H253ZM261 243V242H260ZM262 244V243H261ZM264 244V243H263ZM240 246L242 247V248H240ZM219 247V248H218ZM216 248V249H215ZM213 249V250H212ZM234 249H235V251H234ZM248 252H247V251ZM253 250H255V252L257 251V253H252V251ZM237 251V252H236ZM242 252V253H238V252ZM249 251H250V254H249ZM246 252V253H245ZM229 253V254H228ZM232 253V254H231ZM243 253H245V254H243ZM241 254V255H240ZM247 255V256H246ZM240 256V257H239ZM212 257V258H211ZM220 257H222V258H220ZM211 258V259H210ZM243 258V259H242ZM243 260V261H242ZM238 261V262H237ZM177 263H179V264H188L187 262H183L182 261V263L179 261V262H176V264ZM3 264H5V262L3 263Z\"/></svg>",
    "mask_w": 264,
    "mask_h": 264
}]
</instances>
